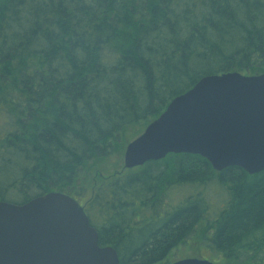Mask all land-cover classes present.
<instances>
[{
  "label": "trees",
  "instance_id": "16d2710c",
  "mask_svg": "<svg viewBox=\"0 0 264 264\" xmlns=\"http://www.w3.org/2000/svg\"><path fill=\"white\" fill-rule=\"evenodd\" d=\"M229 71H264V0H0V200L70 194L119 264L188 240L264 264V170L170 153L88 177L171 98Z\"/></svg>",
  "mask_w": 264,
  "mask_h": 264
},
{
  "label": "water",
  "instance_id": "95a60500",
  "mask_svg": "<svg viewBox=\"0 0 264 264\" xmlns=\"http://www.w3.org/2000/svg\"><path fill=\"white\" fill-rule=\"evenodd\" d=\"M185 153L214 171L264 170V72L201 76L175 95L124 148L123 169ZM0 264H119L111 245L100 246L83 205L49 191L14 204L0 200ZM168 264H215L199 257Z\"/></svg>",
  "mask_w": 264,
  "mask_h": 264
},
{
  "label": "rangeland",
  "instance_id": "374dc122",
  "mask_svg": "<svg viewBox=\"0 0 264 264\" xmlns=\"http://www.w3.org/2000/svg\"><path fill=\"white\" fill-rule=\"evenodd\" d=\"M241 73L246 74L244 72ZM138 129L139 128L136 126L135 131H138ZM127 143L123 145L122 149L119 152L115 153L110 158L104 159L102 161H98L91 169V175H89L88 177L90 179H94L96 178V176H99L100 178L99 180L102 179L105 180L113 177V174L121 175L124 173L132 172L130 170H122L123 151ZM204 190L209 195L210 198L218 195V193L214 192L212 186L205 187ZM183 191L186 193L188 189L184 188ZM195 237L196 236H194V238ZM186 257H199L202 259L213 261L215 264H222V263L225 264L224 259H222L220 256L215 255L210 248L199 245L196 240L195 241L188 240L184 244H180L176 248L172 249L163 259H160L153 264H167L174 260L186 258Z\"/></svg>",
  "mask_w": 264,
  "mask_h": 264
},
{
  "label": "flooded vegetation",
  "instance_id": "af4514ba",
  "mask_svg": "<svg viewBox=\"0 0 264 264\" xmlns=\"http://www.w3.org/2000/svg\"><path fill=\"white\" fill-rule=\"evenodd\" d=\"M142 167V166H141ZM141 167H133L131 169H122V170H131V171H136L139 170Z\"/></svg>",
  "mask_w": 264,
  "mask_h": 264
}]
</instances>
